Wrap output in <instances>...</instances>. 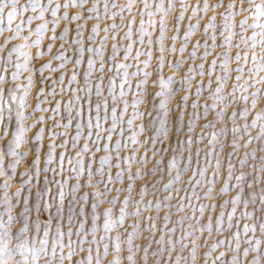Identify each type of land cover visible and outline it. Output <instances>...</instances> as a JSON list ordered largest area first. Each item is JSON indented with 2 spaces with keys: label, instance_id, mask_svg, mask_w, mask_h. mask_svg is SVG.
I'll list each match as a JSON object with an SVG mask.
<instances>
[{
  "label": "snow or ice",
  "instance_id": "1",
  "mask_svg": "<svg viewBox=\"0 0 264 264\" xmlns=\"http://www.w3.org/2000/svg\"><path fill=\"white\" fill-rule=\"evenodd\" d=\"M0 264H264V0H0Z\"/></svg>",
  "mask_w": 264,
  "mask_h": 264
},
{
  "label": "rangeland",
  "instance_id": "2",
  "mask_svg": "<svg viewBox=\"0 0 264 264\" xmlns=\"http://www.w3.org/2000/svg\"><path fill=\"white\" fill-rule=\"evenodd\" d=\"M121 2H125V0H121ZM193 2H194V0H193ZM100 35H103V33H100ZM181 35H182V32H181ZM197 37L194 35L193 36V38H192V40H193V42L195 41V39H196ZM109 43H111V42H109ZM179 43H180V41H178L177 42V46H179ZM54 51H55V49H54ZM179 55V53H177L176 54V56H178ZM185 56H187V53H185ZM170 58H172V57H170ZM209 59H211V57L209 58ZM199 61H197V63H198ZM189 63H191V61H189ZM71 68V65H69V69ZM165 71L167 72V68L165 69ZM71 73H70V71L68 72V75H70ZM207 80V77H205V81ZM65 99H67V97H65ZM129 111H131V109H129ZM57 142H59V141H57ZM42 179H43V173L41 174V181H42ZM219 211V209H217V212ZM205 216H207V213H205ZM251 234V233H250Z\"/></svg>",
  "mask_w": 264,
  "mask_h": 264
}]
</instances>
